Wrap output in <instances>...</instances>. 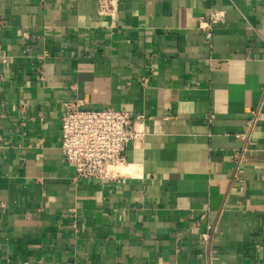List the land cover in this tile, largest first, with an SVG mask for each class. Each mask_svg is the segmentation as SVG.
Masks as SVG:
<instances>
[{
	"label": "crops",
	"instance_id": "obj_1",
	"mask_svg": "<svg viewBox=\"0 0 264 264\" xmlns=\"http://www.w3.org/2000/svg\"><path fill=\"white\" fill-rule=\"evenodd\" d=\"M96 9L0 0V264H264V0ZM76 102L144 116L116 179L63 162Z\"/></svg>",
	"mask_w": 264,
	"mask_h": 264
},
{
	"label": "built area",
	"instance_id": "obj_2",
	"mask_svg": "<svg viewBox=\"0 0 264 264\" xmlns=\"http://www.w3.org/2000/svg\"><path fill=\"white\" fill-rule=\"evenodd\" d=\"M96 5L99 16L112 18L117 12V0H96ZM223 21V12L211 10L207 17L198 20L197 29L210 39L214 26ZM21 36L25 38L27 34L22 32ZM253 116L251 127L256 121V114ZM144 119L142 115L131 116L111 107L88 110L78 102L65 104L60 123V150L63 162L72 168L73 181L116 179L115 168L124 163L128 145L141 138L143 132L137 126L143 125ZM243 157L244 150L231 157L235 171ZM213 232L214 227L206 226L202 239L207 242ZM203 264L214 263L205 261Z\"/></svg>",
	"mask_w": 264,
	"mask_h": 264
},
{
	"label": "bare ground",
	"instance_id": "obj_3",
	"mask_svg": "<svg viewBox=\"0 0 264 264\" xmlns=\"http://www.w3.org/2000/svg\"><path fill=\"white\" fill-rule=\"evenodd\" d=\"M117 170V169H116Z\"/></svg>",
	"mask_w": 264,
	"mask_h": 264
}]
</instances>
